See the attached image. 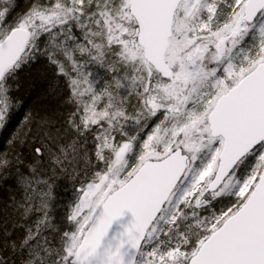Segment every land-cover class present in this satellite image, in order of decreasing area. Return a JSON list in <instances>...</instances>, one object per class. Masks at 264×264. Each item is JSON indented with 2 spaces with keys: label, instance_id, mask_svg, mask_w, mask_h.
<instances>
[{
  "label": "trees",
  "instance_id": "1",
  "mask_svg": "<svg viewBox=\"0 0 264 264\" xmlns=\"http://www.w3.org/2000/svg\"><path fill=\"white\" fill-rule=\"evenodd\" d=\"M43 1L48 0H0L1 42L20 28H9V20L57 11L54 21L42 27L39 45L30 42L0 83V90L10 88L0 98V264H69L71 239L82 218L79 204L86 194L97 192L101 171L107 175L129 163L133 175L137 172L139 161L129 152L135 148L137 156L143 153L141 141L161 116L160 107L153 109L148 100L156 85L167 83L146 66V93L136 91L135 64L125 52L139 49L137 25L121 0H81L85 30L77 27L76 14L66 16L64 0L48 9ZM100 23L104 29L94 34ZM250 41L247 36L245 44ZM41 66L54 69L55 77ZM18 93L20 100L15 99ZM50 98H58L56 104ZM125 146L124 161L116 167ZM257 150L238 165L234 176L242 180L250 174ZM258 164L259 178L264 159ZM258 178L241 200L214 201L212 194L195 192L182 203L163 237L166 242L175 234L188 240L180 264H188L202 243L245 204ZM217 213L226 218L215 231L192 227L194 218Z\"/></svg>",
  "mask_w": 264,
  "mask_h": 264
},
{
  "label": "rangeland",
  "instance_id": "2",
  "mask_svg": "<svg viewBox=\"0 0 264 264\" xmlns=\"http://www.w3.org/2000/svg\"><path fill=\"white\" fill-rule=\"evenodd\" d=\"M59 1H43L44 7L58 8ZM64 1L66 16L72 17V12L76 14L77 27L82 25L81 28L85 30L86 24L80 16L81 0ZM50 2L51 5L48 4ZM246 2L247 0H183L176 13L173 37L166 55V63L173 72L175 81L155 86L148 101L153 104V109L160 107L161 116H157L151 131L141 141L143 153L137 156L133 148L129 155L139 161L135 166L140 167L146 161H159L180 148L189 157V168L149 231L137 264H180L186 253L187 239H181L175 234L166 242L163 237L165 229L173 224L182 203L195 192L207 193V187L217 171L223 140L212 138L208 117L221 96L235 87L258 64L264 62V12L254 25L244 24L242 19ZM120 5L128 8L130 12L129 0H121ZM62 11L63 9L59 12ZM41 12L39 16L18 17L15 23L9 20L8 26L30 31V42L38 46L42 27L54 21L57 11ZM121 12L124 13L125 9ZM128 18L125 17L126 20ZM103 29L104 25L100 23L94 34ZM8 32L6 30L4 36ZM247 36H250L251 41L246 45ZM125 54L126 59L135 64L133 73L136 91L142 95L146 93L143 87L146 84L145 79L148 78L146 66L149 65L140 48L127 50ZM41 68L52 79L55 77L54 69ZM57 83L61 86L59 81ZM6 89L4 86L0 90L1 99L10 94V88ZM65 95L64 93L63 97ZM15 99H21L20 93L15 95ZM50 99L55 104V100H58ZM127 150L128 147L125 146L116 161V167L124 161ZM257 151L252 161L254 163H250V174L242 180L232 174L219 192L211 195L214 201L229 197L241 200L250 192L258 178V162L264 159V144ZM104 168L106 170L107 167ZM131 169L133 168H129L127 163L107 175L101 171L99 175L100 179L103 177V183L98 186L97 192L86 194L79 204L82 218L71 239L72 253L69 261L106 198L133 175L135 169ZM225 218V213H217L214 218L209 219L196 217L192 227L200 232L211 233Z\"/></svg>",
  "mask_w": 264,
  "mask_h": 264
},
{
  "label": "water",
  "instance_id": "3",
  "mask_svg": "<svg viewBox=\"0 0 264 264\" xmlns=\"http://www.w3.org/2000/svg\"><path fill=\"white\" fill-rule=\"evenodd\" d=\"M183 0H129L144 58L163 80L176 13ZM264 0H247L242 22L255 24ZM3 24L0 21V33ZM31 35L15 28L0 43V83L23 58ZM211 136L222 139L217 171L207 187L216 194L238 165L264 144V62L221 96L208 117ZM189 168L182 149L144 162L110 194L87 228L69 264H137L147 235ZM188 264H264V167L245 204L200 246Z\"/></svg>",
  "mask_w": 264,
  "mask_h": 264
},
{
  "label": "flooded vegetation",
  "instance_id": "4",
  "mask_svg": "<svg viewBox=\"0 0 264 264\" xmlns=\"http://www.w3.org/2000/svg\"><path fill=\"white\" fill-rule=\"evenodd\" d=\"M21 60H22V59H21ZM10 71H11V70H10ZM10 71H9V72H10ZM7 74H8V72H7ZM7 74H6V75H7ZM157 74H158V73H157ZM6 75H5V76H6ZM4 78H5V77H4ZM174 79H175V78H174ZM174 79L171 80V81H166V80H164V81H166V82H174V81H175ZM3 80H4V79H3Z\"/></svg>",
  "mask_w": 264,
  "mask_h": 264
}]
</instances>
